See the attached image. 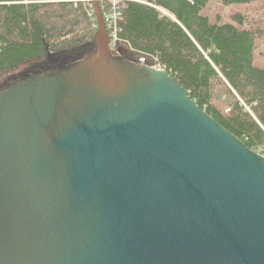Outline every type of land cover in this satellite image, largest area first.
Here are the masks:
<instances>
[{
	"label": "water",
	"instance_id": "obj_1",
	"mask_svg": "<svg viewBox=\"0 0 264 264\" xmlns=\"http://www.w3.org/2000/svg\"><path fill=\"white\" fill-rule=\"evenodd\" d=\"M91 4L93 50L0 88V264H264V157Z\"/></svg>",
	"mask_w": 264,
	"mask_h": 264
},
{
	"label": "trees",
	"instance_id": "obj_2",
	"mask_svg": "<svg viewBox=\"0 0 264 264\" xmlns=\"http://www.w3.org/2000/svg\"><path fill=\"white\" fill-rule=\"evenodd\" d=\"M212 2L242 10L228 20L211 19L206 10ZM118 6L112 52L159 64L213 120L264 157V0H141ZM96 29L91 3L0 0V88L25 72L93 50Z\"/></svg>",
	"mask_w": 264,
	"mask_h": 264
},
{
	"label": "built area",
	"instance_id": "obj_3",
	"mask_svg": "<svg viewBox=\"0 0 264 264\" xmlns=\"http://www.w3.org/2000/svg\"><path fill=\"white\" fill-rule=\"evenodd\" d=\"M73 2H83L91 3V0H72ZM99 6L104 9L102 12L103 23L106 29V32L110 41V48H114L118 41V21L121 17V11L119 9L118 3L121 1H130V2H141V0H97ZM102 11V10H101ZM138 63L146 65L144 58L138 60ZM148 66V65H147ZM149 67H152L157 70H164L159 64H153Z\"/></svg>",
	"mask_w": 264,
	"mask_h": 264
},
{
	"label": "rangeland",
	"instance_id": "obj_4",
	"mask_svg": "<svg viewBox=\"0 0 264 264\" xmlns=\"http://www.w3.org/2000/svg\"><path fill=\"white\" fill-rule=\"evenodd\" d=\"M241 10H242L241 8H232V7L225 8L222 7L218 2H212L210 3L208 9L206 10V14H208L211 19H214L215 15H219L223 20H228V17L230 16L231 13ZM261 14L264 15V12ZM263 22H264V17H263ZM260 48L264 49V43L261 44ZM25 70L26 67L22 68L20 72L22 73Z\"/></svg>",
	"mask_w": 264,
	"mask_h": 264
},
{
	"label": "flooded vegetation",
	"instance_id": "obj_5",
	"mask_svg": "<svg viewBox=\"0 0 264 264\" xmlns=\"http://www.w3.org/2000/svg\"><path fill=\"white\" fill-rule=\"evenodd\" d=\"M121 57V56H120ZM122 58V57H121Z\"/></svg>",
	"mask_w": 264,
	"mask_h": 264
}]
</instances>
